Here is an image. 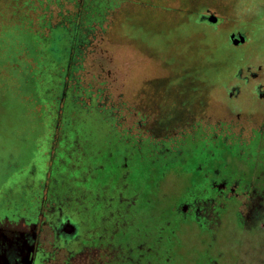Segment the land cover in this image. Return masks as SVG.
I'll return each mask as SVG.
<instances>
[{
  "label": "rangeland",
  "instance_id": "obj_1",
  "mask_svg": "<svg viewBox=\"0 0 264 264\" xmlns=\"http://www.w3.org/2000/svg\"><path fill=\"white\" fill-rule=\"evenodd\" d=\"M252 2L253 0H0V38H9L11 43H16L14 50L21 44L24 48L28 47L30 57L28 56L27 61L32 63L30 72H37L35 78L38 81V93L44 100L50 101L53 107L57 144L53 142L52 157H56L61 139L68 140L69 143L71 141L73 147L67 146V153L70 156L73 150L74 153L83 155V161L79 162V167H82L77 170V180L87 185V180H95L97 172L100 173V168L104 167V162H100L102 158L92 159L97 151L92 147L89 135L97 129V125V131L110 133L115 141L119 157V160H115V165L119 166L122 177L127 155L135 143L130 133L139 138L138 147H152V154L159 161L168 164L178 160L185 161L186 154L194 152L198 143L213 141L218 136H225L229 144L243 146L242 151H249L250 155L258 149L254 142V130L262 128L264 113L246 106L242 110L241 103L236 99L235 104L230 102L227 93L233 85L232 73L240 65L239 55L236 60L234 50H231L225 35L204 22L205 16L208 15L211 19L215 14L207 11L208 9L222 14L230 13L238 21L241 17L239 15L244 14L248 20L252 16V6L249 5ZM219 13L217 14L220 15ZM229 23L232 29L238 30L239 22L229 20ZM22 33L42 41L43 49L40 50L38 63L32 56L30 41ZM43 36L45 40H42ZM46 47H49L50 52H47ZM177 74L179 75L175 77ZM27 76L29 81V73ZM32 78L30 82L34 79ZM33 82L35 85V81ZM34 85L32 84L33 87ZM31 96H36L35 91L25 99ZM51 110L48 107V112ZM35 120L36 115L27 118L29 123ZM43 121L44 130L40 134H33L31 127L23 131L27 141L22 146V154L19 150V154L15 152L8 158L11 159V169L7 165L5 174L13 171L9 176L10 181L15 178L19 169H25L23 179H27L33 163L30 149L37 153L40 150L37 145L40 143L42 147H47L49 125L52 124L51 114L46 113ZM78 127L87 130L85 137L84 131H80ZM144 138L147 142H144ZM100 141L98 153L105 156L111 149H106L102 138ZM175 146L179 149L176 152ZM105 162L108 163L107 160ZM66 166L62 160L61 167L57 170L59 175L48 186L45 185L46 181L39 180L40 171L34 170L28 179L31 186H19L22 190L18 186L11 187L4 194L5 197H1L0 213L7 214L14 210L20 215L32 216L25 217L29 218L25 220H35L40 216L41 221L44 220V212L52 213L57 215L62 226L72 224L77 231L80 229L78 237L95 233L105 239L110 234L115 207L119 203L116 192L118 187L115 188L114 195L109 193L108 187L103 188L105 193L103 202H100L103 204L101 217L87 209V205L83 204L85 208L80 210L82 202L91 204L89 200L92 192L84 187L81 188L87 191L80 190L74 184L76 177L71 178L72 165L69 164V173L65 176L62 171ZM85 166L90 167L89 171L95 177L87 179ZM63 175L67 178L65 183L61 181V177L65 178ZM262 178L263 174L259 181ZM259 187L254 181L244 189L241 188L240 203L232 205L237 211L230 212L221 229H217L221 224H209V227L216 229L215 239L213 235L208 237V233L196 224L186 228L189 235L194 237V243L190 237H185L183 264H198L200 261L193 248H197L199 242L193 234L198 232L200 235L197 237L206 241L203 245L202 241L199 242L203 246L201 248L204 251L212 249L219 258L222 257L219 264H234V256L238 251L241 258L236 264H264V239L248 235L252 228L259 225L264 227V185L263 189ZM43 189L49 192L52 202L48 196L49 202L41 200L39 194ZM238 211L245 221L243 234L235 223L234 214ZM230 215L233 220H228ZM215 221L217 223L218 218ZM173 225L169 226L172 228ZM44 231L42 241L45 238L55 241V231L51 227L47 225ZM1 232L2 230V237ZM20 239L24 242L23 236ZM33 242L34 240L30 244ZM7 247L0 245V254L8 253ZM165 248L161 249V259L155 264H171L168 261L169 254L164 253ZM63 252L53 264H67L69 258L66 251ZM100 255V250L89 249L83 256L73 259L71 264L101 261ZM132 257V264H140L136 250L132 251Z\"/></svg>",
  "mask_w": 264,
  "mask_h": 264
},
{
  "label": "flooded vegetation",
  "instance_id": "obj_2",
  "mask_svg": "<svg viewBox=\"0 0 264 264\" xmlns=\"http://www.w3.org/2000/svg\"><path fill=\"white\" fill-rule=\"evenodd\" d=\"M256 2L259 6L254 3V0L252 4H249L252 6V16L248 20L244 14L239 15L241 17L238 21L230 13L222 14L208 9L207 11L215 13H212L211 17L214 20L207 15L204 22L225 35L231 50H234L236 60L239 55L240 65L232 73L233 85L227 93L230 102L235 104L236 99L241 103L239 105L242 110L246 106L251 110L257 109L256 112L264 113V0H256ZM229 20L240 23L238 30L232 29ZM49 37H51L50 34ZM43 39L45 40L44 36ZM46 49L50 52L49 47ZM255 54L257 57H254ZM251 60L254 62H250ZM180 79H182L181 75ZM44 101L47 114L50 113L52 119V124L49 125L50 138L46 143L47 147L45 145L42 147L41 143L37 145L40 150L33 154L31 159L33 163L27 173V179H23L25 169L18 167L19 170L16 169V176L12 181L8 179L0 183V199L2 196L5 197L4 194L9 188L30 184L28 179L34 170L40 171L39 180L46 181V186L50 185L56 175H59L57 170L61 167L63 160L67 166L63 168L62 173L66 176L69 173V164L72 165L71 178L76 177L74 184L78 185L80 190H85L82 189L84 187L92 192V198L89 200L91 204L82 202L80 210L87 205V209L101 217L103 204L100 202H103L104 187H108L109 193L113 195L118 187L116 192L119 203L115 207L110 234L105 239L102 235H95V233L78 237L80 229L77 231L76 226L72 224L62 226L58 222L57 215L52 213L44 212L43 221L39 218L40 216L35 220H25L29 219L25 217L32 216H23L14 210L7 214L0 213V230H2L1 235L3 234L2 237L0 236V245L8 246L9 250L2 256L6 261L13 260L12 264H53L59 260L58 256L64 253L63 251H66L69 258L66 263L71 264L73 259L83 256L87 250L93 248L100 250L101 261L88 262L89 264H132L134 260L132 251L135 250L140 264H155L161 259L163 247H166L163 250L164 253L169 254L168 261L171 264H183L185 254L182 251L185 237H190L194 243V237L189 235L186 228L196 224L208 233V237L213 235L215 239L216 229L209 227V224H221L217 226V229L222 228V223L230 212L237 211L232 205L240 203L241 188L244 189L246 185L254 181L260 186L259 189L264 185V178L259 181L260 175H264V123L262 128L254 130L256 136L254 142L258 145V149L252 155L249 151H242L243 146L229 144L225 136H218L213 141L205 140L198 143L194 152L186 154L185 161L178 160L169 164L159 161L152 154V147H138L139 138L130 133L135 143L127 155L123 177L119 166L115 165V160H119V157L113 137L110 133L97 131L99 126L96 124L97 129L89 135L92 147L97 151L92 159L102 158L100 162H104V167L100 168V173L97 172V178L94 180L88 179L95 175L90 173L89 165L85 166L88 180L87 185H83L77 180V170L82 167H79V162L83 161V155L76 154L73 150L71 155H68L67 146L73 147L71 141L69 143L68 140L61 139L56 157H52L53 142L57 144L53 125L54 114L50 101ZM48 107L52 109L51 112H48ZM190 107L193 108V105L190 104ZM79 130L84 131L85 137L87 130L83 128ZM101 138L107 146L106 149H111L105 156L104 154L100 156L98 153ZM144 142L147 140L145 139ZM176 147L175 152L179 150ZM74 154H76L75 157ZM71 159L74 161L71 162ZM66 179L61 177L64 183ZM19 188L22 190V187ZM200 193L202 195H199ZM39 196L44 202H49L48 199L52 202L49 192H45V189ZM46 207L44 204V208ZM215 218L219 220L217 223L214 222ZM230 218L233 220L232 215L228 217V220ZM234 218L243 234L246 228L243 215L238 211L234 214ZM171 224H174L172 228L169 226ZM32 225L34 226L30 229ZM47 225L55 231V241L51 242L47 240L48 238L42 241ZM220 232L222 233L223 230ZM193 235L199 242L202 241L197 237L200 235L199 232ZM248 235L264 239V227L256 226ZM21 236L24 242L21 241ZM32 240L34 242L31 245ZM199 242L198 245L191 243L197 246L193 248L200 257L198 264H219L222 257L219 258L212 249L204 251L201 247L203 243H206L205 240L202 241V245H199ZM133 256H135L134 253ZM234 257V264H236L241 258V253L238 251ZM3 263L6 264L4 261ZM134 263L137 264V262Z\"/></svg>",
  "mask_w": 264,
  "mask_h": 264
},
{
  "label": "trees",
  "instance_id": "obj_3",
  "mask_svg": "<svg viewBox=\"0 0 264 264\" xmlns=\"http://www.w3.org/2000/svg\"><path fill=\"white\" fill-rule=\"evenodd\" d=\"M25 35L24 33H22ZM27 37V35H25ZM26 40L30 41V49L33 52L35 62L38 63L40 59V50H42V41L39 38L29 35ZM9 38H0V183L6 182L10 179L13 171L6 172V166L11 169L12 154H19L22 146L27 139L23 135V131L31 127L33 134H38L44 130V116L47 111L45 108V101L38 93L36 70L34 73L30 72L31 64L28 63V47L17 45V49H13L16 43H11ZM12 50V51H11ZM28 54V55H27ZM30 57V56H29ZM3 67V68H2ZM6 68H8L6 70ZM29 73V81H27ZM33 75V76H31ZM35 79H33V78ZM34 82H30V79ZM34 85V87L32 86ZM35 91L36 96L27 98V95ZM23 95V96H22ZM29 101V102H28ZM27 102L28 104H26ZM41 106V109L38 107ZM31 115H36L37 120L32 123L27 122V118ZM33 134L30 139H33ZM22 137H24L22 142ZM35 145V143H34ZM20 150V151H19ZM34 149H30V154L33 157ZM12 170H14L12 168ZM6 172V174H5Z\"/></svg>",
  "mask_w": 264,
  "mask_h": 264
},
{
  "label": "water",
  "instance_id": "obj_4",
  "mask_svg": "<svg viewBox=\"0 0 264 264\" xmlns=\"http://www.w3.org/2000/svg\"><path fill=\"white\" fill-rule=\"evenodd\" d=\"M3 261L6 263V264H12L14 261L13 260H8L6 261V259L3 258L2 254H0V264H4Z\"/></svg>",
  "mask_w": 264,
  "mask_h": 264
},
{
  "label": "clouds",
  "instance_id": "obj_5",
  "mask_svg": "<svg viewBox=\"0 0 264 264\" xmlns=\"http://www.w3.org/2000/svg\"><path fill=\"white\" fill-rule=\"evenodd\" d=\"M254 3H256V4H257V6H259V3H257V2H256V0H254Z\"/></svg>",
  "mask_w": 264,
  "mask_h": 264
}]
</instances>
